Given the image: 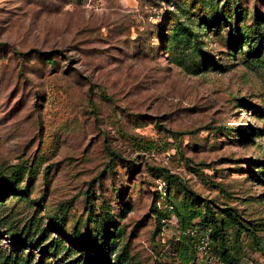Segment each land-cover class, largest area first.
<instances>
[{
    "label": "rangeland",
    "instance_id": "obj_1",
    "mask_svg": "<svg viewBox=\"0 0 264 264\" xmlns=\"http://www.w3.org/2000/svg\"><path fill=\"white\" fill-rule=\"evenodd\" d=\"M193 193L264 264V0H0V264H227Z\"/></svg>",
    "mask_w": 264,
    "mask_h": 264
},
{
    "label": "trees",
    "instance_id": "obj_2",
    "mask_svg": "<svg viewBox=\"0 0 264 264\" xmlns=\"http://www.w3.org/2000/svg\"><path fill=\"white\" fill-rule=\"evenodd\" d=\"M193 196H194V200L197 201V203H205V206H206L205 215H207L211 218V221L213 222V225H214V227L211 230V238H214L220 242L221 254H222L223 260L227 264H236L233 253L230 251L229 248H227L225 246V238H224V234L222 232V225L218 222L217 219H215V217L213 215V211L211 210V208L207 204L206 200H202L201 198L197 197L194 193H193ZM230 216L232 218H234L235 220L239 219L238 213L233 214V212L232 213L230 212Z\"/></svg>",
    "mask_w": 264,
    "mask_h": 264
}]
</instances>
